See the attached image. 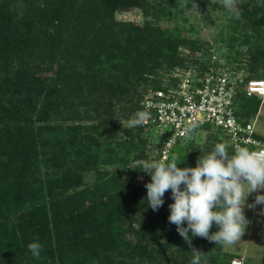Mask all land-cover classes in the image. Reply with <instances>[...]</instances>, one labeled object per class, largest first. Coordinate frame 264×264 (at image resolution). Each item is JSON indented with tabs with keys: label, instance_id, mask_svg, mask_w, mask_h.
Listing matches in <instances>:
<instances>
[{
	"label": "trees",
	"instance_id": "obj_1",
	"mask_svg": "<svg viewBox=\"0 0 264 264\" xmlns=\"http://www.w3.org/2000/svg\"><path fill=\"white\" fill-rule=\"evenodd\" d=\"M25 1L29 6L23 13L12 6L16 0H0V264H191L193 257L186 254L187 262H179L183 258L174 260L172 245L180 250L189 244L179 235L177 226L168 221L172 195L153 211L144 197L145 184L151 182V177L137 184L132 174L140 168L122 164L135 152L136 158H145L148 136L141 128L137 133L129 128V138L123 142L114 143L108 136L101 139L114 113L126 111V101L147 79L146 75H159L164 66L175 64L178 41L174 46L165 45L163 52L153 50L158 52L156 56L144 59L131 44L136 35L112 34L98 41L100 25L93 23V28L85 31L76 17L82 12L91 19L100 16L101 6L94 0ZM77 3L82 12L72 17ZM102 3L112 5V10L145 5L144 0ZM20 13L21 19H17ZM170 41L172 45L174 41ZM110 46L118 53L110 61L112 71L118 73L114 72L108 82L103 78V65L97 61ZM157 62L154 69L149 68L150 63ZM167 84L159 82L146 88L132 113L141 108L147 90ZM85 87L94 91L82 100L79 91ZM254 98L247 96L242 87L235 96L236 115L243 124L249 121L244 108L253 104ZM258 102L255 111L262 107ZM82 106L85 110H80ZM82 113L91 121L98 119V123L60 124L64 119L80 118ZM211 128L205 125L201 129ZM148 129L156 140V158L161 160L162 141ZM215 130L225 134L220 128ZM254 136L260 139L257 132ZM212 147L203 154L193 150L185 164L178 167H195L198 158ZM230 149L233 152L232 145ZM116 159L119 167H102ZM125 191L129 192L124 195ZM214 225L210 235L217 231ZM183 226L187 227L186 221ZM34 237L42 244L40 259H35L27 247ZM191 243L197 247L205 244L206 256L202 254L201 264H230L231 255L223 245L199 236L192 237Z\"/></svg>",
	"mask_w": 264,
	"mask_h": 264
},
{
	"label": "rangeland",
	"instance_id": "obj_2",
	"mask_svg": "<svg viewBox=\"0 0 264 264\" xmlns=\"http://www.w3.org/2000/svg\"><path fill=\"white\" fill-rule=\"evenodd\" d=\"M93 2L101 6L99 11L102 12L97 17L99 20L97 18L91 19L87 13L82 12L81 8H78L80 2L77 3V8H75L71 16L76 17L78 11L82 12V15H77L76 18L81 21L85 31H87V27L93 28V23L96 26L100 25L101 33L99 34L98 41L112 34L127 33L126 36L136 35V41L131 44L135 47L136 54L138 55L137 52H139L144 59L151 54L156 56L158 52H152L153 50L163 52L165 45L174 46L173 44H176V40L178 41V47L175 51L177 55L175 64L164 66L159 71V75L152 73L146 75L147 79H143L140 82L136 87V91L126 101V111L115 112L114 118L112 117L103 129L101 136L103 140L107 136L114 143L123 142L125 139H128L129 137L126 135L130 128L128 123L134 116L132 109L137 106L136 102L142 92L159 82L171 84V82L177 80L186 71L201 74L209 66L229 75L239 76L244 80H264V52H262V49H264V0H237V8L240 11L239 18L229 13L223 7L222 0H216L215 3H212V0H144L145 5L143 7L131 5L126 9L117 8L115 10H112V5L102 3V0L101 2L98 0H94ZM91 3L89 2L88 4ZM12 6L21 8V12L23 11L24 13L28 9L29 3L25 0H16V2L12 3ZM111 11H113V15ZM22 14L20 13L17 19H21ZM111 16L112 18H110ZM47 30L51 32L52 28H48ZM142 30L143 32H140ZM70 33L74 35L72 30H70ZM86 35L88 36V34ZM149 40L156 43L150 45ZM169 40H171L170 42L174 41L172 45L169 44ZM61 43L66 44L64 40H61ZM108 48L110 50L104 51L106 52L104 53L105 55L99 57L97 62L106 69L105 72L104 68H102L103 78L110 82L113 79L114 72L118 73L117 70L112 71L110 61L112 62L118 53L114 50L113 46ZM120 49L121 47L116 50L119 51ZM157 64L158 62L156 64L150 63L149 68L154 69ZM91 86L93 87V85ZM92 87H85L79 91V94L83 97L82 100L88 98L90 91H94ZM108 93H110V88L108 89ZM252 100L253 104L244 108V112L246 113V118L255 121V129L260 139L258 145L251 146L250 150L261 151L264 148V98L261 99L255 96ZM257 101H259L258 106L262 104V107L255 111ZM88 108L92 109L91 106ZM81 109L85 110V106L80 107ZM83 116L85 114L82 113V117L80 118L74 117L76 119L71 121L64 119L60 124L70 126L71 124L78 123L82 126H93L98 123V119L91 121V119H86ZM94 116L96 115L94 114ZM52 122L53 124H58V122ZM147 127L150 128L147 125H142L134 127L133 130L134 133H137L141 128V132L148 136L145 158H136L137 152H135L130 157L125 158V161L122 163L123 165L140 168L146 160H157L156 149L154 148L156 140L148 132L149 129ZM192 132V135L190 134L191 136H188V139L175 147L176 149L174 148L166 154L164 159H169L170 155L173 154V156L177 157L178 161L183 160L179 164H185L184 162L188 160L193 150L198 149L200 150V154H203L215 143L224 142L231 146L228 136L216 131L215 128L204 130L198 127ZM228 151L229 154L232 153L230 147ZM126 160H128L127 163ZM118 161L116 159L115 163L109 162L102 167L112 170L120 166ZM91 175L90 180L94 177L93 174ZM132 176L134 182L137 184L150 178V175L141 169L132 174ZM181 187L183 188V185ZM128 192L125 191L124 195ZM258 194H264V189H258L257 192L250 193L247 196L244 215L248 224L240 240L234 245L223 246L224 251L231 255L230 264H233L234 260H240L242 264H261L264 255V205L248 207V205L254 203L255 197ZM171 195V190L169 189L165 192L162 199L165 200L167 196ZM146 196L147 192L144 197L146 198ZM134 222L137 223V221ZM134 225L132 224L131 226L134 227ZM213 230H219L217 225L213 226ZM164 240L163 238L162 241ZM203 244L197 247L191 243V247L188 245V247L180 250H177V246L172 245L173 254L176 255L174 260L183 258L179 262H187L184 258L186 256L193 257L192 248L197 250L202 248L199 251L205 257V244ZM183 254H186L185 257Z\"/></svg>",
	"mask_w": 264,
	"mask_h": 264
},
{
	"label": "clouds",
	"instance_id": "obj_3",
	"mask_svg": "<svg viewBox=\"0 0 264 264\" xmlns=\"http://www.w3.org/2000/svg\"><path fill=\"white\" fill-rule=\"evenodd\" d=\"M222 4L239 18L237 0H222ZM149 118L147 111H138L128 126H142ZM191 131L187 127L182 135L187 136ZM229 147L227 143H217L208 154L198 158L195 167H178L183 160L178 161L175 156L170 160H146L140 167L151 177V182L145 184V199L153 211L164 204L162 198L171 190L174 202L168 205V221L177 226V232L190 247L192 237L196 236L223 246L237 243L248 224L244 215L247 196L264 189V151L240 147L229 154ZM255 205H264V194H258L248 207ZM185 221L187 227L183 226ZM213 223L219 230L210 235ZM27 247L35 259L41 258L42 244L38 237H34ZM191 251V264H201L202 252L195 248Z\"/></svg>",
	"mask_w": 264,
	"mask_h": 264
},
{
	"label": "built area",
	"instance_id": "obj_4",
	"mask_svg": "<svg viewBox=\"0 0 264 264\" xmlns=\"http://www.w3.org/2000/svg\"><path fill=\"white\" fill-rule=\"evenodd\" d=\"M209 69L201 74L186 71L175 84L151 89L144 95L139 111L150 114L144 125L156 132L162 141L163 159L175 144L191 134L182 135L187 127L192 131L205 125L220 128L228 135L234 149L258 145L259 139L254 136L255 121L243 124L239 120L235 96L242 87L247 96L263 99L264 80H244L213 67ZM234 263L242 264L240 260Z\"/></svg>",
	"mask_w": 264,
	"mask_h": 264
}]
</instances>
